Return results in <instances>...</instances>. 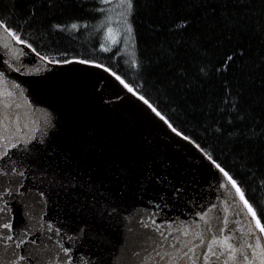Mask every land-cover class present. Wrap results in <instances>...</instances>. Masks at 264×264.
Wrapping results in <instances>:
<instances>
[{
    "label": "trees",
    "instance_id": "trees-1",
    "mask_svg": "<svg viewBox=\"0 0 264 264\" xmlns=\"http://www.w3.org/2000/svg\"><path fill=\"white\" fill-rule=\"evenodd\" d=\"M0 18L49 60L112 68L234 174L264 223V0H135L130 15L120 0H0Z\"/></svg>",
    "mask_w": 264,
    "mask_h": 264
},
{
    "label": "snow or ice",
    "instance_id": "snow-or-ice-1",
    "mask_svg": "<svg viewBox=\"0 0 264 264\" xmlns=\"http://www.w3.org/2000/svg\"><path fill=\"white\" fill-rule=\"evenodd\" d=\"M120 3H126L129 15L134 11L135 0H120ZM96 11L98 10H93ZM9 24V19L0 18V29L30 52L25 48L15 47L14 43L6 42L0 46V113L6 110L8 114L7 120L0 114V264H73L74 261H79L77 250L66 246L63 226L58 228L53 220H45L44 211L39 210L48 202L57 204L61 210L66 208L74 213L77 220L69 231H80V226L84 225L85 238L90 235L93 238L97 235H113L110 231L113 221L106 213L111 214V217L118 215L117 209L128 191L130 181H134L135 187L141 192L149 186L157 185L165 190L164 196H156V200L160 201L159 205L153 201L157 211L169 208L164 202L169 199L168 193L187 208L186 201L191 196L188 184L178 182L164 173L157 174L147 161L142 169L135 172L126 166L114 167L109 161H105L103 165L98 164L95 174L85 170L87 149L83 144L66 143V133L55 109L50 104L41 107L47 102L39 99L38 90L32 84L39 77L20 75L39 71L37 68H25L20 61L35 62L41 57V53L29 40L22 39V33L16 27ZM54 27L59 29L61 25L56 24ZM71 27L76 28L77 25L72 24ZM128 30L132 31L131 25H128ZM106 34L114 45H119L121 34L111 24ZM100 48L104 49V45L101 44ZM42 59L49 61V56L44 55ZM70 60L88 65L97 63L95 60L81 61L80 57H70ZM52 63L67 64L69 60H56ZM132 64L138 66V61L133 59ZM99 66L105 67L103 64ZM107 71L129 92H134L172 134L182 137L198 150L195 154L199 162L197 166H204L206 162V171L213 181L208 186L209 191L215 187L220 196L227 197L228 191L234 189L243 204V209L232 213V221L219 222L218 209L215 216L206 218L202 231L197 221L194 236L187 231L174 230L171 220H153L151 227L147 223L143 224L137 232L136 240H142L144 246L135 244L138 252L131 253L138 264H229L230 261L233 264H264V223L257 209L246 198L234 174L222 166L196 139L175 127L133 85L126 83L112 68L109 67ZM12 77L15 79H10ZM5 84L9 85L8 90L3 87ZM17 91L19 95L27 93L32 97L26 111L22 112L21 105L13 99ZM238 103L237 100L233 105L234 109ZM229 119H232L231 115ZM170 142L179 143V140ZM197 198L203 200V193L198 194ZM26 201L31 203L26 204ZM192 203L195 205V200ZM199 207L200 211L193 208L189 220L192 215L204 217L208 210L216 209L211 200L205 201ZM25 208L34 214L26 216ZM17 209L20 210L19 220L16 218ZM245 212L253 223L249 227L247 242L241 243V237L236 231L239 225L235 222L243 219ZM141 219L145 217L142 215ZM149 235L153 237L151 242L148 240ZM53 239L54 245L49 243L48 247L44 246L43 240L51 242ZM107 246L105 243L104 247ZM97 250L100 254L92 260V264H109L103 251L99 247ZM149 252L151 255L148 256V261H142L141 258Z\"/></svg>",
    "mask_w": 264,
    "mask_h": 264
},
{
    "label": "water",
    "instance_id": "water-1",
    "mask_svg": "<svg viewBox=\"0 0 264 264\" xmlns=\"http://www.w3.org/2000/svg\"><path fill=\"white\" fill-rule=\"evenodd\" d=\"M6 42L14 43L15 47L25 48L30 52L0 29V46ZM42 57L41 55L35 62L21 60L20 63L25 68H37L39 71L20 75L39 77L32 81V84L38 90L39 99L47 102L41 107H47L50 104L55 109L66 133V143L83 144L87 149L86 171L90 170L95 174L98 164L103 165L105 161H109L114 167L126 166L135 172L142 169L147 161L157 174L164 173L178 182L188 184V191L191 193L186 201L187 208L168 193L169 199L164 202L169 205V208L157 211L153 201L159 205L160 201L156 200V196L157 194L164 196L165 190L157 185L149 186L141 192L135 187V182L130 181L128 191L117 209L118 215L111 217V214L106 213V216L113 221L110 228L113 235H97L95 238L91 235L85 238L84 225L80 226V231H69L75 226L77 220L75 214L70 213L66 208L61 210L57 204L48 202L39 210L44 211L45 220H53L58 228L63 226V235L67 240L66 246L76 249L80 257L79 261H74L73 264H92V260L100 254L98 247L103 251L109 264H138L131 253L138 252L135 244L144 246L142 240H136L137 232L143 224L147 223L151 227L153 220H171V227L174 230L187 231L194 236L196 222L199 221L202 231L206 225V218L215 216L217 209L219 210L217 220L221 223L225 220L232 221V213L243 209V204L234 189L228 191L227 197L220 196L219 190L215 187L209 191L208 186L213 181L206 171V162L204 166H197L199 162L195 154L198 150L182 137L172 134L161 119L157 118L134 95V92H129L115 76L107 71L106 66L101 68L98 63L88 65L70 59L67 64H56L52 63V60L44 61ZM4 58L7 59V57ZM3 87L5 90L9 89L7 84ZM13 99L21 105L23 112L27 110L28 102L32 97L27 93L19 95L17 91ZM0 114L7 120L6 110ZM177 139L179 143L170 142ZM200 193H203V200L197 198ZM193 200L195 205L192 203ZM208 200L216 205V209L208 210L204 217L192 215L189 220L193 208L200 211L199 206ZM25 203L28 204L31 201ZM24 211L26 216L34 214L28 208ZM19 212L20 210L17 209V220L20 219ZM149 213H151V219H149ZM142 215L145 217L143 220ZM235 223L239 225L236 231L241 237L240 242L246 243L249 227L253 222L248 219V214L245 212L244 218ZM185 224L187 227H184ZM152 239L153 237L149 235V242ZM42 242L45 247H48L49 243L55 244L54 239L51 242L48 240ZM252 242L255 243V240ZM105 243L107 247H104ZM149 255H151L150 252L144 255L141 258L142 261L147 262ZM229 264L233 262L230 261Z\"/></svg>",
    "mask_w": 264,
    "mask_h": 264
},
{
    "label": "rangeland",
    "instance_id": "rangeland-1",
    "mask_svg": "<svg viewBox=\"0 0 264 264\" xmlns=\"http://www.w3.org/2000/svg\"><path fill=\"white\" fill-rule=\"evenodd\" d=\"M123 20V18H121Z\"/></svg>",
    "mask_w": 264,
    "mask_h": 264
}]
</instances>
